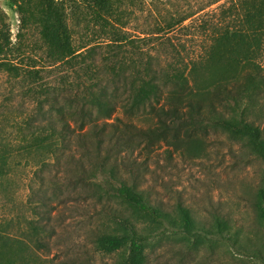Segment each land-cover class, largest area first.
<instances>
[{"label":"trees","instance_id":"16d2710c","mask_svg":"<svg viewBox=\"0 0 264 264\" xmlns=\"http://www.w3.org/2000/svg\"><path fill=\"white\" fill-rule=\"evenodd\" d=\"M8 1L19 17L18 43L29 30L36 31L48 65L22 68L16 62L20 56L0 8V72L20 83L27 98L12 122L16 145L0 130V197L14 153L22 152L34 168L29 189L32 194L34 181L39 183L43 196L36 203L43 208L48 207L46 185L61 190L51 173L56 172L52 165L62 163L64 185L81 190L78 195L99 205L103 214L111 203L123 209L108 230L95 234L94 250L116 255L113 264H147L152 234L140 223L161 231L174 227L192 238L203 233L188 208L176 207L175 224L155 205L143 184L147 160L160 146L169 160L170 148L192 152L211 132L225 135L261 163L253 209L264 226V0H231L201 57L187 66L164 67L139 48L144 38H131L119 26L126 0ZM187 19L168 22V31ZM89 26L102 33V43H88L75 30ZM117 109L129 120L113 119ZM139 116L151 123L137 126L131 117ZM30 210L33 217L19 235L12 220L0 224V264H29L23 252L48 249L39 207ZM214 225L209 233L220 237L230 230L219 218ZM259 257L264 264V255Z\"/></svg>","mask_w":264,"mask_h":264},{"label":"rangeland","instance_id":"374dc122","mask_svg":"<svg viewBox=\"0 0 264 264\" xmlns=\"http://www.w3.org/2000/svg\"><path fill=\"white\" fill-rule=\"evenodd\" d=\"M216 1L126 0L122 21L118 24L131 38H144V42L138 43L139 48L155 56L162 67L168 63L187 66L204 53L213 30L220 26L233 3ZM0 8L6 15L16 55L20 56V61L16 62L22 68L48 65L38 33L29 30L18 43L17 13L8 0H0ZM182 18L188 19L168 31V22ZM82 28H75L82 32L81 38L93 45L102 43L98 29L89 26L83 31ZM26 104L21 84L0 72V130L3 129L4 136L9 135L13 143L16 140L12 122L16 112ZM112 118L129 120L121 109H117ZM131 120L139 127L151 123L144 116L131 117ZM261 124L264 128V121ZM165 149V146L156 147L150 155L143 184L152 194L155 205L170 213L175 224L178 223L176 207L182 205L190 210L194 224L203 233L201 238H192L174 227L161 231L147 222L140 223L139 228L152 234L146 246L147 264H263L259 256L264 255V226L257 222L253 209L261 163L246 149L218 133L210 132L192 152L185 147L180 153L170 148L173 151L170 160L164 157ZM24 158L22 152H16L10 159L8 186L0 197V224L12 220L13 231L17 230L19 235L26 229V220L33 217L31 207H39L38 217L49 234L45 238L48 249L33 255L23 252L26 261L29 260V264H113L116 255L94 250V236L100 230H108L113 215L123 209L111 203V209L103 214L99 205L78 195L81 190L64 185L60 179L63 173H59L64 166L62 163L52 165L57 173H51L57 175L54 182L61 190L48 183L44 188L48 207H40L36 202L43 195L36 181L33 183L36 192L31 194L29 186L34 168L26 165ZM47 176L46 180L51 182ZM215 218L228 223V234L220 237L209 233L215 230Z\"/></svg>","mask_w":264,"mask_h":264}]
</instances>
